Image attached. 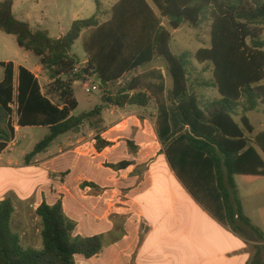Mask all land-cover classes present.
<instances>
[{
	"label": "trees",
	"instance_id": "trees-1",
	"mask_svg": "<svg viewBox=\"0 0 264 264\" xmlns=\"http://www.w3.org/2000/svg\"><path fill=\"white\" fill-rule=\"evenodd\" d=\"M13 1L0 2V31L14 36L20 49L38 59L50 83L42 93L35 76L19 67L15 86L13 63L0 62V153L14 139V112L18 126L48 128L25 157L29 162L106 107H146L154 101L157 138L174 174L219 222L238 234L248 229L264 242L262 232L243 214L234 182L236 175L264 177V131L249 138L253 127L245 116L264 109V0H117L109 10L102 0H93L94 15L74 21L59 39L17 20ZM205 20L210 22V47L197 50L194 58L211 63L212 78L204 85L215 88L218 99L195 92L189 55H174L170 48L171 31L184 24L197 29ZM81 36L87 63L73 73L80 63L71 48ZM157 58L165 62L170 89H165L160 70L152 69L125 81L115 94L109 91L124 75ZM91 73L101 83L103 104L74 116L78 103L73 84ZM107 146L100 141L96 150ZM13 212L10 199L0 200V264H76V256L91 259L103 248L101 236L74 235L76 225L63 213L61 200L42 202L36 209L40 249L21 245L10 227Z\"/></svg>",
	"mask_w": 264,
	"mask_h": 264
},
{
	"label": "crops",
	"instance_id": "crops-1",
	"mask_svg": "<svg viewBox=\"0 0 264 264\" xmlns=\"http://www.w3.org/2000/svg\"><path fill=\"white\" fill-rule=\"evenodd\" d=\"M115 1L103 2L105 9L109 10ZM95 11L93 0H14L12 4V14L17 20L27 22L32 29L47 31L52 39L61 38L74 21L88 19ZM162 25L167 27V22L163 20ZM22 61L27 63L25 58ZM157 61H161L159 66ZM86 63L87 56L78 67H85ZM162 63L157 58L148 68L144 66L146 69L126 74L116 84L156 69L164 77L165 89H170L165 78L166 65ZM27 64L13 63L15 86L18 68L24 67L35 76L43 93L50 81L38 60ZM87 80L99 81L95 73L83 82ZM157 116L154 101L146 107H106L101 112L103 122L99 131L109 146L96 152L93 159L76 154L80 149L75 146L80 128L73 135L64 134L65 138L56 144L55 155L41 159L39 153L26 162L27 149L19 148L28 147L31 152L34 143L30 140L26 146L25 141L31 135L19 133L41 129L47 135L48 128L18 126L14 112L11 118L14 139L0 153V200L12 201L10 227L19 236L21 245L41 248L36 209L42 202L52 205L61 200L63 213L76 225L74 235L102 237L103 248L94 257L101 260L99 264H264V242L248 229L238 234L219 222L174 174L163 152L159 153L162 146L158 138L154 140V124L150 123ZM121 146L131 148L134 153L127 152L122 158L117 152ZM50 153L48 150L47 155ZM66 155L72 159L69 166L49 167L50 161ZM105 162L110 164L104 166ZM121 162L129 165L119 169L116 166ZM139 166L144 167L142 174L134 172ZM23 170L40 172L41 177L30 191L10 185L4 188L9 179L18 177L17 171ZM260 179L264 177L236 175L234 182L243 214L264 236V182ZM111 213L113 219L109 218ZM80 257H75L76 264H88L80 261Z\"/></svg>",
	"mask_w": 264,
	"mask_h": 264
},
{
	"label": "rangeland",
	"instance_id": "rangeland-1",
	"mask_svg": "<svg viewBox=\"0 0 264 264\" xmlns=\"http://www.w3.org/2000/svg\"><path fill=\"white\" fill-rule=\"evenodd\" d=\"M109 1L111 0H103L104 3H108ZM44 29L49 30V27L45 26ZM171 35H172V40L170 43V48H171L172 53L174 55H180L182 53H187L189 55V60H190L189 80L194 86L195 92L201 98L218 99L219 94L217 90L215 88L206 87L204 85L206 82H209L212 78L211 63L205 62L203 64H200L194 58V53L197 50L201 48L210 47V22L205 20L204 23L197 29L190 28L184 24L178 30L171 31ZM71 53L77 58L80 64L83 62L86 55L82 48L81 38L75 41L74 45L71 48ZM24 58L26 59L27 63L37 62L38 60L32 53L26 52L20 49L16 43V39L14 36L6 35L0 31V62H13L16 66L28 65L27 63L22 61ZM162 62L165 63L163 60ZM160 64H161V61L156 62L157 66H159ZM149 66L150 65H146L145 67L148 68ZM145 67L144 69H146ZM2 78H3V69L0 67V81L2 80ZM165 78L167 80L168 87H170L171 78L167 72V68L165 69ZM123 84L124 83L110 85L109 91L112 94H115L123 86ZM99 85H100L99 81L96 82L94 80H87L86 82L77 81V83L73 84V92H74L75 99L78 103V106L76 110L73 111L72 115L79 116L83 113L90 112L94 108L101 106L103 104L101 96L103 95L104 91H102L99 88ZM237 111H238V114L240 115L241 108H239ZM245 116L247 117L250 125L253 127V133L251 135H247L249 138H252L257 133L264 131V109L263 107H259L255 111L247 112ZM116 117L117 115H115L113 118H116ZM151 121L152 123H150V125L153 126L154 124L153 126L154 138L155 137L157 138L156 121L154 119L152 120V118H151ZM102 122L103 120H102L101 115L91 117L87 121L84 122V124L81 126V134L77 139L79 140V142L77 143V145H75L76 147H80V149L76 152V154H79L89 159H93V156H95L96 152H98L96 150V145L100 141H104V139H102V137L100 136V131H99V128L102 126L101 125ZM23 132H27V134L31 135V138L25 141L26 146H28V143L31 142L30 140L33 141L34 146H35L46 135V132L44 130L33 129V130L22 131L21 133H19V136H22L24 134ZM67 135H73V132H70ZM64 138H65V135L60 136L54 143H52L49 146V148L46 151L38 155L39 158L45 159L48 156L55 155L56 154V144L58 142H61ZM156 138L154 139L155 142H156ZM23 142L24 140L22 141V143ZM22 149L23 150L27 149V152H26L27 155L30 153V150H28V147H23V148L21 147V149L19 148V150H22ZM118 149L119 150L117 152L122 158L123 156H125L127 152L129 154L134 153V150L132 151L131 148H128L126 146H121ZM48 150L51 151L49 155H47ZM162 152H163V149L159 151V153H162ZM71 163H72L71 157H69V155H66L65 157L55 158L54 161L53 160L50 161L49 167L66 168ZM109 164L110 163L105 162L104 166H108ZM143 170H144V167L139 166L138 168H136L134 172L136 174H142ZM93 174L96 176H99L98 172H95ZM16 176H18L16 177V179H9L4 184V188L10 185V188L20 187L21 191L28 192L31 190L32 185H34V183L41 177L40 172L35 171V170L17 171ZM260 180L264 182V179H260ZM109 218L113 219L112 213L109 216ZM30 223L32 224V226H34V228H37V225L34 223V221H32V219H30ZM23 247H28V246L26 245ZM79 260L82 262H86L88 264H99V262H101V260L97 258L85 260L80 257Z\"/></svg>",
	"mask_w": 264,
	"mask_h": 264
},
{
	"label": "built area",
	"instance_id": "built-area-1",
	"mask_svg": "<svg viewBox=\"0 0 264 264\" xmlns=\"http://www.w3.org/2000/svg\"><path fill=\"white\" fill-rule=\"evenodd\" d=\"M85 67H76L75 69H74V71H73V73H78V72H80L81 70H83ZM11 109L13 110H15L16 109V105L15 104H13V105H11Z\"/></svg>",
	"mask_w": 264,
	"mask_h": 264
},
{
	"label": "water",
	"instance_id": "water-1",
	"mask_svg": "<svg viewBox=\"0 0 264 264\" xmlns=\"http://www.w3.org/2000/svg\"><path fill=\"white\" fill-rule=\"evenodd\" d=\"M101 84V83H100Z\"/></svg>",
	"mask_w": 264,
	"mask_h": 264
}]
</instances>
